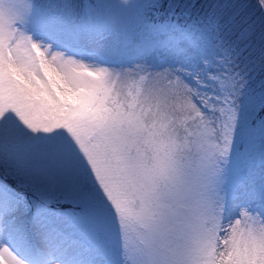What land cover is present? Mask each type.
<instances>
[{
	"label": "snow or ice",
	"instance_id": "obj_1",
	"mask_svg": "<svg viewBox=\"0 0 264 264\" xmlns=\"http://www.w3.org/2000/svg\"><path fill=\"white\" fill-rule=\"evenodd\" d=\"M0 264H264V0H0Z\"/></svg>",
	"mask_w": 264,
	"mask_h": 264
}]
</instances>
